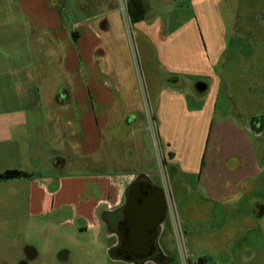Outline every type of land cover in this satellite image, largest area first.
<instances>
[{"label":"crops","instance_id":"0c3cea01","mask_svg":"<svg viewBox=\"0 0 264 264\" xmlns=\"http://www.w3.org/2000/svg\"><path fill=\"white\" fill-rule=\"evenodd\" d=\"M175 1L141 0L136 9L144 15L130 21V31L140 64L149 67L148 88L158 138L165 144V169L176 188L185 186L189 193L193 186L200 192L198 201L182 204L177 199L186 245L195 253L189 263L206 264V243L221 236L219 250L228 254L218 264H264V198L254 195L264 183L257 149L264 147V125L259 123L264 113H215L226 51L222 0H188L186 13L175 21L155 13L158 2L170 8ZM118 2L0 0V42L6 43L1 48L15 42L11 35L20 26L26 43L33 42V33L56 42L61 60L62 84L47 89L42 69L32 68L38 86L11 84L13 98L8 109L0 111V146L22 154L21 170L28 173L34 164L55 171L52 176L18 179L13 185L28 198V215L47 220L49 233L59 236L56 227L93 232L98 244V215L122 201L136 175L125 166L141 158L136 139L141 105ZM11 10L13 18L6 17ZM30 48L27 56L34 58L33 45ZM19 71L23 70L5 67L0 75ZM198 83L206 86L204 92L196 91ZM33 90L36 102L31 100ZM49 136L57 154L44 161ZM127 142L132 154L123 150ZM175 204L173 199L174 210ZM216 206L221 219L213 226ZM250 229L261 235L260 243L246 249L248 256L242 254L246 250L229 254L234 238ZM43 253V260H49V245Z\"/></svg>","mask_w":264,"mask_h":264},{"label":"rangeland","instance_id":"374dc122","mask_svg":"<svg viewBox=\"0 0 264 264\" xmlns=\"http://www.w3.org/2000/svg\"><path fill=\"white\" fill-rule=\"evenodd\" d=\"M159 3L160 2L157 3L155 13L162 18H171L173 21L179 20V16L185 14L189 7L188 0H176L170 8H165V5L163 6ZM118 6L120 18L123 25H125L120 10V2H118ZM5 8L6 7H3V9ZM180 9H183V11H180ZM220 10L224 18L227 32L224 39L226 51L224 52L220 65L222 84L219 95H217L215 100V113L226 111V115H232L236 112L254 111L255 113L263 114L264 0H222ZM13 16L14 13L12 10L6 13V17L13 18ZM124 28L130 63L134 69V84L136 85L140 100V115L142 118L139 120L138 126H136V131L138 133L136 139L141 146L139 150L141 158L140 160L131 159L125 168L128 169L126 171H135L136 174L140 172L147 173L148 176L160 185H162L163 180L167 181L166 184L171 198L176 201L175 215L181 231L182 244L184 247L181 248L182 251L186 249L185 255L192 261L195 253L191 249H188L186 245L181 218L177 213L180 208L178 200H180L182 204H185L186 201H198L197 198H200V192L196 191L195 187L192 186L193 180L187 181L188 185L190 184L192 186L189 193H187V187L185 186L176 188L165 167L162 180V165H160V162L162 156L164 158L166 153L165 144L161 138H159V145L153 143V132L149 128L147 118V110L152 112L151 97L148 88L149 76L147 70L149 67L146 68L144 64H140L136 52V42L132 37V33L127 29L129 26L126 27L125 25ZM15 30V33L11 35V37H14L15 42H13L10 47L1 48L5 47L6 43L0 42V69L6 67L23 71H19L18 74L14 75H0V100L4 102H1L0 111L8 109V103L13 98H11L10 93L11 84H17L20 88L32 84L34 88L38 86L39 83L35 74L37 71L33 74L32 68L35 69L38 66L42 69L40 71L44 73L45 87L47 89L54 88L56 84H62V77L58 71V69L61 68V60L57 57L59 45L56 42H50L46 35L37 33L32 34L31 39L33 42L26 43L22 41L23 33L21 32L20 26ZM31 44L35 52L34 58H29L27 56L28 50L30 51L31 49ZM150 64L154 65L153 62ZM31 93L32 102H36L38 98L37 92L33 90ZM50 114L54 113L51 112ZM143 128H146L145 136L142 135ZM54 142V138L49 136L48 142L46 141L43 146L42 158L44 161L52 159L53 156L57 154V148L53 146ZM124 147H122L124 148L123 150L128 149L125 151H130L131 154L133 153V146L130 142L125 143ZM257 147L259 151V161L264 165V147ZM60 150L62 151L61 148ZM22 159V154H20L17 149H13L9 145H1L0 173L6 170L23 171L21 170L23 165ZM29 167L30 168L27 169L31 177L36 178L38 176H52L55 174L52 167L48 170L42 169L34 164ZM16 181L17 180H0V263L5 261L9 264L18 247L24 245L35 248L40 255H43V251L47 244L51 248L52 256L49 257V260H44L43 264H58L56 256L62 248L69 250L71 253L70 263L64 264H110L101 246L102 243L98 244L95 242L93 232H85L84 230L73 231L67 228L56 227L55 231L60 233L59 236H56L48 232V222L46 219L44 220L28 215V198H25L22 189L20 191V188L16 189L15 185H13ZM25 189L26 188H24V190ZM254 195L255 198H264V183L260 184L257 194ZM214 214L215 220L213 221V226L218 225L219 217L221 219V213L217 206L215 207ZM249 231L250 232L247 233L243 232L234 238V244L229 254L251 249L254 247V244L258 245L260 243L261 235L256 230L251 231L250 229ZM221 239V236H214L211 237L209 243H206L207 250L203 252L206 258V264H218V262H221L220 257L228 254L226 251L219 250L218 245L220 244L221 246ZM247 251L249 250L243 251L242 254L248 256L249 252ZM54 252H56L55 255ZM51 254L49 253V255ZM172 254L176 257L178 261L177 264H180V251L173 236V231ZM250 264H252V262ZM253 264L259 263L256 262Z\"/></svg>","mask_w":264,"mask_h":264},{"label":"flooded vegetation","instance_id":"af4514ba","mask_svg":"<svg viewBox=\"0 0 264 264\" xmlns=\"http://www.w3.org/2000/svg\"><path fill=\"white\" fill-rule=\"evenodd\" d=\"M259 118L262 125L264 117ZM131 198H136L134 204H131ZM158 198H164V204ZM152 199L161 213V219L157 224L151 222L149 229L143 233L142 216L151 208ZM171 200L167 184L160 185L150 176L136 174L125 188L122 201L112 208L101 210L98 215V238L108 260L120 264H175L169 216ZM70 257V251L62 248L56 261L58 264L70 263ZM43 261V257L31 246L24 245L15 251L10 264H43Z\"/></svg>","mask_w":264,"mask_h":264},{"label":"built area","instance_id":"2783aa9c","mask_svg":"<svg viewBox=\"0 0 264 264\" xmlns=\"http://www.w3.org/2000/svg\"><path fill=\"white\" fill-rule=\"evenodd\" d=\"M120 2V10L123 16V21L126 25V27L129 26V28H127L130 31V19L128 16V12H127V0H119ZM131 32V31H130ZM147 118H148V124H149V128L152 130L153 132V143L154 144H158L159 145V138H158V134H157V130H156V125H155V120H154V116H153V112H151L150 110H147ZM161 166V176H162V180H163V176H164V161H163V157L162 160L160 162ZM165 178V177H164ZM166 180H163V183L166 184ZM170 223H171V228L173 231V236L175 238V241L177 242V245L179 247V251H180V264H190L189 263V258H187V256L185 255L186 249L185 251H182L183 244H182V236H181V231L178 225V221L175 215V210H174V205H173V200L170 201ZM182 247V248H181ZM184 250V249H183ZM183 252V253H182Z\"/></svg>","mask_w":264,"mask_h":264},{"label":"trees","instance_id":"16d2710c","mask_svg":"<svg viewBox=\"0 0 264 264\" xmlns=\"http://www.w3.org/2000/svg\"><path fill=\"white\" fill-rule=\"evenodd\" d=\"M136 5L141 6V0H128L127 1V12L131 22H136L142 19L144 13L141 9L137 10ZM257 120L256 117L251 118V124H254ZM264 123H262L263 127ZM30 177V175L26 172L19 171V170H6L0 173V180L1 181H10V180H18V179H25Z\"/></svg>","mask_w":264,"mask_h":264},{"label":"water","instance_id":"95a60500","mask_svg":"<svg viewBox=\"0 0 264 264\" xmlns=\"http://www.w3.org/2000/svg\"><path fill=\"white\" fill-rule=\"evenodd\" d=\"M195 89L198 93H202L206 90V86L202 83H198L195 85ZM142 176H147L145 174H141ZM130 186V185H129ZM132 186V185H131ZM159 200H161L164 204V198H158ZM157 199V200H158ZM136 198H131V204L135 203ZM151 208L149 210H146V213L143 214L142 218H143V224H144V232L146 233V231L149 229L148 225L151 224V222H155L156 224L160 222L161 219V213L159 212V210L157 209L156 204H154V200H151ZM163 213V211H162Z\"/></svg>","mask_w":264,"mask_h":264}]
</instances>
